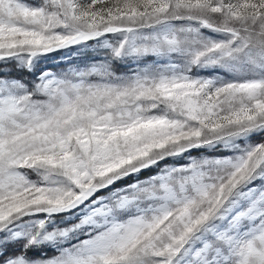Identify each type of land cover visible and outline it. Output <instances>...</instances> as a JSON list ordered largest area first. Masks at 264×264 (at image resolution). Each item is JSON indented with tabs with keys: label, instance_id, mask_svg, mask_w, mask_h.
<instances>
[{
	"label": "snow or ice",
	"instance_id": "snow-or-ice-1",
	"mask_svg": "<svg viewBox=\"0 0 264 264\" xmlns=\"http://www.w3.org/2000/svg\"><path fill=\"white\" fill-rule=\"evenodd\" d=\"M0 264H264V0H0Z\"/></svg>",
	"mask_w": 264,
	"mask_h": 264
}]
</instances>
